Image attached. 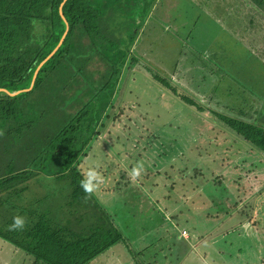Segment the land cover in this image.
<instances>
[{
  "label": "trees",
  "instance_id": "obj_1",
  "mask_svg": "<svg viewBox=\"0 0 264 264\" xmlns=\"http://www.w3.org/2000/svg\"><path fill=\"white\" fill-rule=\"evenodd\" d=\"M157 1L0 0V89L16 93L30 88L37 67L67 31L60 47L38 70L31 90L15 96L0 92V237L30 256L32 264H91L124 241L114 220L120 212L113 214L98 201V188L89 194L82 190L81 164L89 149L99 142L111 117L120 121L123 108L113 115L110 113L115 110L120 78H124V70L126 74L135 69L136 62L139 64L132 46L141 33L154 31L153 21L158 17L153 7ZM229 2L222 0L221 10L225 11L229 20L226 25L230 27L231 19L239 17L240 6L237 7L236 0L233 1L236 5L224 6ZM257 2L259 18L249 19V26L254 24V28L249 27L248 32L254 40L262 37L264 51V9L261 8L264 0ZM215 3V0L194 2L201 8ZM181 13L190 21V12ZM201 25L195 22L194 26L188 24L184 28L195 42L199 40L194 38L193 31L200 33ZM167 30L166 33L184 41L180 34ZM220 35L230 37L229 33ZM197 53L200 56L188 59L185 66L199 64L196 66L205 68L207 74H202L201 85L183 80L182 70L188 69L181 61L187 58L182 51L175 68L181 77H169L152 66L139 69L162 95L174 97L179 105L199 114L207 111L204 119L213 116L219 120L220 123L215 121L214 127L207 130L215 152L239 156L253 152L264 160L263 102L252 110L251 120L222 104L225 95L245 103L248 98L245 96L251 98L253 94L229 73L235 68L232 63L235 57L231 59L228 55L221 61ZM262 58L258 63L264 67V54ZM97 63L104 69L93 71L91 66ZM211 63L219 69H209ZM213 77L215 80L210 79ZM212 92L218 100L211 99ZM220 137L229 146L218 144ZM170 155L164 156L170 159ZM111 171L109 165L98 170L105 180L110 179ZM40 172L69 181L71 190L66 203L55 207L50 196H40L35 190ZM115 181L110 188L114 194L131 182L124 174ZM68 207L73 208L65 213ZM13 216L23 218L22 228L8 227ZM104 261L110 262L109 258Z\"/></svg>",
  "mask_w": 264,
  "mask_h": 264
},
{
  "label": "rangeland",
  "instance_id": "obj_2",
  "mask_svg": "<svg viewBox=\"0 0 264 264\" xmlns=\"http://www.w3.org/2000/svg\"><path fill=\"white\" fill-rule=\"evenodd\" d=\"M236 1L241 22L234 39L216 34L212 38L211 32L199 30L200 33L192 34L197 42L184 30L188 24L192 27L195 22L207 23L201 5L194 4L195 0H158L153 7L158 17L153 21L156 25L153 40L151 32L146 31L132 46L139 64L136 62L135 69L126 74L123 71L115 110L110 111L113 115L123 108L120 121L111 117L99 142L89 149L81 164L83 173L92 161H96L97 171L105 170L107 165L112 169L108 180L98 172L102 181L96 197L111 213L120 212L114 219L115 227L124 237L122 244L91 264H264V198L260 196L264 190V160L253 152L241 156L215 152L207 130L219 120L213 116L204 119L207 111L199 114L179 105L174 97L162 95L139 69L152 66L169 77H181L180 70L179 75L175 71L181 51L187 57L181 59L184 66L188 59L200 56L197 51L213 60L235 57L232 59L235 68L229 73L253 94L251 98L245 96L248 97L245 103L225 95L222 104L238 116L240 112L241 116L253 119L254 107L261 101L264 104V67L258 63L263 60L264 51L262 37L254 40L249 34L248 21L259 18L260 7L257 0H246L250 4ZM166 6L180 12L171 16L166 13ZM210 7L214 17L218 11L214 4ZM263 7L264 4L262 10ZM182 11L191 13L188 24ZM209 18L212 19L211 15ZM166 23L184 41L166 33L167 29L161 30ZM227 32L222 31L223 35ZM196 65L185 66L188 70H182V77L201 85V76L207 72ZM210 66L209 69H219L215 63ZM91 69L102 70L104 66L97 63ZM209 96L218 100L215 92ZM223 142L220 137L218 144L229 146ZM167 153L172 154L170 159L164 156ZM137 163L142 170L132 177L130 170ZM123 174L131 182L114 194L110 188ZM36 184L35 190L40 196H50L55 207L68 201L71 190L68 180L40 172ZM72 208L68 207L65 213ZM107 258L110 262L104 261ZM32 262L30 256L0 237V264Z\"/></svg>",
  "mask_w": 264,
  "mask_h": 264
},
{
  "label": "crops",
  "instance_id": "obj_3",
  "mask_svg": "<svg viewBox=\"0 0 264 264\" xmlns=\"http://www.w3.org/2000/svg\"><path fill=\"white\" fill-rule=\"evenodd\" d=\"M215 10L216 11H218V14H214V17H213V15H212V13H211V7L209 6V8H208V6H202V11H203V15H205L204 16V18H205V20H206V22L207 23H204L203 25H201L202 23L200 22L199 23V25H201V26H199L200 27V29L201 30H203V31H205V33H207L208 34V30H211V37L212 38H214L215 36V34L216 35H218L219 34V36H221L220 35V33H222V31L223 30H227L228 31V33H229V36H230V38H232V39H234V34H236V32L235 31H237L238 29H239V27H238V24H240V22H241V20H239V17H238V19L237 18H232L231 19V21L229 22L230 23V25H231V27H229L228 25H226L227 24V22L229 21L228 19H226L225 17V15H226V13H225V11H222L221 9H222V7H221V2H222V0H215ZM237 4V2H234L233 3V1L232 0H230V2L229 3H227L226 5H224V6H230V7H232L233 5H236ZM190 6H191V3H190ZM219 6V7H218ZM167 8V9H166ZM166 8H165V10H166V13L167 14H171V16L173 15V14H175V12H177L176 11V9L172 6V7H167L166 6ZM231 10H232V8H231ZM231 10H230V12H231ZM183 12V11H182ZM209 15H211V18L212 19H210L209 18ZM187 24H188V21L186 22ZM208 24V25H207ZM204 26V27H203ZM165 29H167V28H170V26L166 23L165 24V26H163ZM249 27H251V29H252V27L254 28V24H251ZM248 27V28H249ZM164 29V30H165ZM171 29V28H170ZM220 32V33H219ZM188 32H186L185 34H187ZM213 33V34H212ZM218 33V34H217ZM228 33H226L227 35H228ZM223 34V33H222ZM206 37V36H205ZM204 37V38H205ZM153 39V32H151V40ZM230 220H232V219H230ZM231 222V221H230Z\"/></svg>",
  "mask_w": 264,
  "mask_h": 264
},
{
  "label": "clouds",
  "instance_id": "obj_4",
  "mask_svg": "<svg viewBox=\"0 0 264 264\" xmlns=\"http://www.w3.org/2000/svg\"><path fill=\"white\" fill-rule=\"evenodd\" d=\"M97 164L96 161H92L88 168L84 171V178L80 182V186L85 194L92 193L98 188V185L102 181V177L96 170ZM142 170V167L139 163H137L135 166L132 167L130 170L129 175L132 177H136L139 175L140 171ZM24 226V220L21 216H13L12 218V224H10L8 227L10 229H19Z\"/></svg>",
  "mask_w": 264,
  "mask_h": 264
},
{
  "label": "water",
  "instance_id": "obj_5",
  "mask_svg": "<svg viewBox=\"0 0 264 264\" xmlns=\"http://www.w3.org/2000/svg\"><path fill=\"white\" fill-rule=\"evenodd\" d=\"M60 13H61V15H62V17H63V14H62V11H61V9H60ZM67 32V31H66ZM66 32L64 33V35H63V37H62V39H61V41L59 42V44L57 45V47L54 49V51L37 67V70L35 71V74H34V77H33V81H32V84H31V87L30 88H28V89H25V90H22V91H18V92H16V93H11V92H9V91H7V90H5V89H0V92H5V93H7L8 95H10V96H15V95H17V94H19V93H21V92H25V91H29V90H31V88H32V85H33V83H34V80H35V77H36V75H37V73H38V70L40 69V67L57 51V49L60 47V45H61V43H62V41H63V39H64V37H65V35H66Z\"/></svg>",
  "mask_w": 264,
  "mask_h": 264
}]
</instances>
